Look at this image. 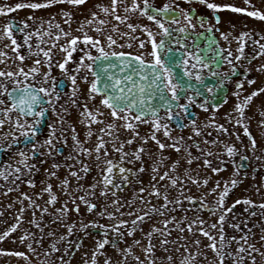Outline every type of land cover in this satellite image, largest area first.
Masks as SVG:
<instances>
[{
  "label": "snow or ice",
  "instance_id": "obj_1",
  "mask_svg": "<svg viewBox=\"0 0 264 264\" xmlns=\"http://www.w3.org/2000/svg\"><path fill=\"white\" fill-rule=\"evenodd\" d=\"M184 2H196L203 5L208 10V14L194 17L189 10L181 8L175 0H164L160 6H156L151 0H109L107 5L103 4L102 0L101 2L93 0L91 8L88 9L89 15L76 29L80 35H72V10L81 8L88 3V0H17L14 5L0 4V15L4 16L25 8L32 11L59 5H67L69 8V10L59 9L60 15L64 18L63 23L68 26V31L56 22L55 14L47 20L39 18V26L32 28L31 31L28 30L30 27L28 21L37 23V18L31 15L27 20H21L19 24L8 20L0 26V42L8 41L3 44V48H0V64L6 66L0 68V144H6L8 148L15 145L19 149L15 153L19 157L18 160L6 161L0 165V178L9 182L10 185H15L22 175L27 174L30 177L33 171L38 170L36 164L30 163V160L40 158L38 163L43 164L47 157L60 154L62 148L57 147V144L67 143L64 125L68 122L65 118L69 115L70 109L78 110L79 122L85 128V141L82 142L76 134L75 127H71L74 155H69L67 159L81 163L80 157L83 155L100 161L103 155L104 167L101 169V179L89 184L83 195L72 197L67 191L69 179L65 177L60 181L57 187L63 190L65 196L70 197L74 206L69 209L65 202L56 209L57 220L66 216L69 211L79 213L80 207L77 201L83 203L87 210L92 212L97 208V204L91 203L89 197L98 195L105 199L111 196L108 207L113 208V211H107V207H101L98 214L106 215L109 220L116 221L109 225H100L94 221H89L88 225L80 224L81 230L89 226L102 229L105 237L95 241L91 257L86 258L84 264H98V257L105 255L103 249L109 244L117 254H122V258L113 262L112 257L107 256L102 264H126L129 257H132L136 264H157V259L154 258L157 250L165 254L163 260L167 264H173V256L170 254L172 249L168 245L186 239L181 236L177 238V241H170L168 237L173 230L179 233L198 232L206 237L209 243L205 245V248L211 249L216 258L209 264H224L225 256L232 258V264H244L246 259L250 261V264H257L258 257L264 264V251L249 243L248 233L239 238H226L224 234L223 224L226 215L231 213L235 205L243 203L248 206L245 211L253 206L264 209V200L256 205L248 197L235 199L232 205L225 207V198L229 195L230 189L241 182L238 171H234L233 176L224 180L223 184L217 180L209 189L208 194L216 193L211 205L207 203L203 195L199 198V208L207 209L211 215L218 217L217 223L208 226L210 229H217L219 225L218 237L206 230L205 221L199 217L185 223L186 216L179 220L169 216L168 219L163 220V228L153 226L152 230L145 234L148 243L141 246L143 260L140 256H133V244L140 245V240H134L133 244H126L124 248L117 247L119 242L125 241V234L128 237L133 236L139 222L150 219L152 215H164L169 205L181 206L180 197L188 202L196 199L191 195L184 196L183 193L187 190L186 181L197 186L200 183L208 184L209 178L199 180L190 174L191 165L196 160H202L205 167L211 164L207 157L214 153L204 145H222V150L228 157L237 155L245 147L237 133L231 134L241 142L240 148H237L235 143H225L219 139H204L201 142L194 137L205 136V130L209 128L218 134L229 132L224 124L216 122L217 109L222 105L215 102L209 104L207 97L214 100L215 97L212 94L218 89H223L226 82L232 80L238 73L240 61L247 59L244 56L245 41L253 35L250 31H241L233 36L232 30L235 29V24L231 20L226 22L230 30L221 31L220 13L230 11L264 22V8L256 7L252 0H243L244 7L232 3H218L216 0H184ZM100 14L111 17L115 23H111L108 19H101ZM194 19L196 23H193ZM142 20H147L149 24L142 23ZM107 25H110V28L106 27ZM121 26L125 29L124 31H121ZM197 27L203 31L196 32ZM16 31L22 33V43L14 37ZM89 31L94 32L95 35H90ZM216 33H219V39L225 42V47L219 46ZM192 34L204 39L201 43L189 44L187 36ZM62 39L64 42L59 43ZM261 40H264V35L252 41L257 49L256 57L264 55V43ZM233 41L237 43L235 55L231 48ZM134 46L137 49L135 52L123 50L132 49ZM22 47L27 49L25 54L20 52ZM54 48H58L63 54L62 59H55ZM5 49H10L13 55L9 56ZM77 52H79L78 58L73 59V54ZM26 59L31 60L30 66H23ZM17 61L19 63H16ZM69 61L74 67H68ZM223 65H227L226 71L220 70ZM53 67L59 70V79L52 75ZM250 71H252L251 68L244 67L245 73ZM255 71L264 74V63L258 64ZM208 77L214 78L215 82L208 83ZM245 84L251 87L256 84V80L245 77L235 81L234 91L231 93L235 103L231 110L225 113L224 119L226 123L243 131L244 137L248 139V150L254 152L257 148V140L250 132L252 117L247 115L246 110L251 108L254 98L264 95V81L250 92L245 89ZM81 85H84L83 90ZM69 86L70 90L64 92V88ZM222 99L224 103H227V96ZM193 107L204 112H209L211 109L210 115L198 124L197 118L191 112ZM49 113L55 119L47 123L46 138L37 139L42 133L44 122L49 119ZM258 114L260 135L264 137V101L260 102ZM95 125H100L98 134L92 130ZM142 126L148 128L144 135H141L139 131ZM6 127L7 131H4ZM185 128L191 133L187 137L172 134L174 130L182 131ZM124 133H128V138L121 140L120 137ZM93 135H96L94 147H84ZM211 135V132H207V136ZM134 142H138L135 149L125 151V146H131ZM149 144L155 145V151L146 147ZM108 145L111 146L114 154H119L118 161L108 159ZM193 148L196 150V155H193L191 150ZM166 149L174 152L175 158L170 154L166 155ZM145 156L150 161L151 180L157 181L158 177V181H166L167 186L172 188L179 186V196L169 200L166 190L162 193L156 183H151L152 191L149 195L162 197L164 203L157 208L150 201L145 203L143 196L140 195L139 201L145 204V209L140 210L139 214L128 212V216H134V219L130 221L117 219V216L125 215L121 212V208L125 204L130 206L133 201L121 203L117 198V191L121 190V184H117L116 179L118 178L126 185L130 176L135 178L138 173H143L145 168L142 159ZM136 163H139L140 167L135 170L124 166ZM59 167V164L52 165L53 169ZM69 167L71 168V165ZM96 167L100 169V164L97 163ZM161 169H163L162 172ZM222 170V167H211L212 173ZM89 171V165L82 163L78 170L70 171L69 175L79 181L81 179L79 173ZM45 172L49 178L56 175L55 171L48 169H45ZM24 182L30 187L35 183L31 178H26ZM81 187L78 184L77 190ZM97 188H99L98 194ZM262 189H264V177L261 178L260 186L255 191L260 194ZM8 191H12V188L9 187ZM138 191L143 194L146 189L140 187ZM44 193L48 194L47 205L56 203L57 196L51 184H46L37 196L40 197ZM20 199L27 200L29 208H40V205L36 204L27 193H21ZM47 211V207L40 209L41 222ZM23 212L22 204L15 222L0 233V241H4L11 233L17 231ZM30 224L35 228L41 227V223L35 219V212ZM169 225L174 227L169 228ZM229 226L236 229L240 227L239 224ZM74 228V222L67 225V234L70 235ZM122 228H125L126 232L121 231ZM109 231L118 239L113 241L107 239ZM153 233H158L160 236L159 249L152 243ZM53 234L48 233V235ZM42 238V236L36 238L34 233L26 231L24 235L18 237V240L27 252L0 249V256L17 257L24 260L26 264H31L28 254L41 255L33 244L39 245ZM259 239L264 242V235H261ZM60 240H65V236H61ZM226 240L227 244L233 242L237 244L235 254L226 251ZM199 245L200 241L197 239L191 241L190 245L185 243L180 247H183L184 252L187 253L189 247L195 246L199 249ZM180 247L175 250L179 252ZM78 248L79 245H77ZM59 250L56 243H51L49 248L43 251L42 264H49L47 257ZM85 256L87 257L88 254L85 253ZM197 256L207 259L203 251H196L186 255L181 264H194ZM58 261L59 264H69L64 255L58 257Z\"/></svg>",
  "mask_w": 264,
  "mask_h": 264
},
{
  "label": "rangeland",
  "instance_id": "obj_2",
  "mask_svg": "<svg viewBox=\"0 0 264 264\" xmlns=\"http://www.w3.org/2000/svg\"><path fill=\"white\" fill-rule=\"evenodd\" d=\"M17 0H0V4H9L14 5ZM96 2H101V0H96ZM93 3V0H88V3H86L84 6H82L79 9H74L73 11V18H78L79 20H74L71 22V29H72V35H80L79 32L76 31V29L79 27L80 22L85 19L89 13L88 9L91 8V5ZM102 3L107 5L109 3V0H102ZM60 8H65L66 10H69L67 5H59L52 8L47 9H40L32 11L30 9H20L13 11L11 13H8L7 16L0 15V26H2L4 23H6L10 18L12 19H18V20H27L28 16L31 15L35 18H37V23H33L32 21H28L30 27L29 31L32 30V28L38 27V20L39 18L44 19V15L46 11L49 9L50 16L55 14L56 22L61 24V27L64 28L65 31H68V26L63 23V17L59 13ZM95 10V9H92ZM83 13V15H81ZM49 16V17H50ZM77 16V17H76ZM101 19H108L111 21V23H115V21L111 20V17H104L103 14H100ZM106 27L110 28V25H107ZM87 30V29H86ZM125 29L123 26H121V31H124ZM90 35H95L94 32L89 31ZM23 35H21L22 37ZM17 39V38H16ZM18 42L22 43L23 37L20 39H17ZM63 39L59 41V43H63ZM8 43L7 40H4L0 42V48H3V44ZM33 43H35V40H33ZM130 51H137L135 46L132 49H127ZM6 52H8V55H13L10 49H5ZM27 51L26 48L22 47L20 49L21 54H25ZM53 54L56 60L62 59L63 54L59 51L58 48L53 49ZM35 59V57H33ZM16 63H19L18 61ZM31 60L26 59L24 61L23 66H30ZM6 67L3 64H0V68ZM52 75L56 76L57 79L60 78V72L57 68L53 67L52 69ZM79 83V81H78ZM84 85H81V89L83 90ZM70 90V86L66 89L65 92H68ZM82 98V97H81ZM98 99V98H97ZM91 107V104L89 105ZM66 120L68 119L70 121V124H72V127H75L76 134L78 138L83 142L85 141V128L84 125L79 122V112L76 108L70 109L69 115L66 116ZM67 124L68 131L64 132V136L67 137L66 144H63L66 148V152L62 156H57L56 159L47 161L45 164L36 165L37 171H33L30 174V177L35 183L34 186H29L27 183H19L15 186L14 190L9 192L2 191L0 193V233H2L7 227H9L12 223L15 222V217L17 216L19 209L21 208L22 204L24 207L23 212V218L21 221V224L17 231L14 233H11L9 237L5 238L4 241H0V249H6V250H20L27 252V249L24 247V245L19 243L18 237L21 235H24L26 231H30L35 234L36 238L43 237L41 239V242L39 245L33 244V247L36 248L37 252H39L41 255L37 256L34 254L29 253V259L31 261V264H42L43 257V251L47 248H49V245L51 243H56L57 248L60 250L56 253L51 254L49 257H47V260L49 261V264H59L58 257L61 255H64L65 259L69 262V264H84V260L90 259L91 252L95 247V241L99 239H103V235L93 232L92 229L96 227H87L83 230L80 229V224L83 223L85 225L89 224V221L97 222L100 225H109L116 223L115 220H109L107 216H101L98 213L100 212L101 207H107V211H113L112 207H108L110 200L112 199L111 196H109L107 199L103 197H99L98 195L96 197H89V200L91 203L97 204V208L93 210L92 212H89L85 205L79 201L77 203L79 204L80 211L79 213L69 211L66 216L62 217L61 219L57 220V212L56 209L60 208L65 202H67V206L69 209L73 208V204L71 203V199L69 196H65L63 194V190L61 188H58L57 185L60 183L61 180H63L65 177L69 179V186L67 191L71 194L72 197L83 195L84 190L87 189L89 184H92L94 182H98L101 179V169L104 167L103 160L104 157L101 155V160L96 161L93 157H84L81 155V163H76L73 160L67 159L69 155H74L73 148H72V140H71V125ZM100 125L93 126V132L98 134V128ZM4 131H7V127L4 129ZM213 139H219L216 138L215 134L212 133ZM128 137V133H124L121 135L120 139L124 140ZM199 138V137H196ZM107 139V137H105ZM211 140V139H209ZM220 140V139H219ZM222 141V140H221ZM96 142V135H93L91 138L88 139L87 143L84 144V147L92 148L94 147ZM225 143H230L229 140L224 141ZM59 144V143H58ZM57 144V145H58ZM5 145V144H0ZM221 145H209L208 149L216 153L217 150H219V147ZM110 145H108V150H110ZM193 152V155H196V150L193 148L191 149ZM18 150H14L13 148L10 150L9 154L11 157H13L11 162L18 160L19 157L15 155V153ZM94 156V154H93ZM213 156V155H212ZM212 158L211 156H209ZM108 159H112L110 155L108 156ZM113 160V159H112ZM59 164L60 167L53 169V164ZM82 163H87L91 169L90 172L87 173H79L81 179L77 181L75 178L71 177L69 175V172L72 170H78ZM97 163L100 164V169L96 167ZM71 165V168L69 167ZM199 165V167H197ZM15 166V165H14ZM125 167H131L136 168V164L129 165L125 164ZM144 176L139 177V179L142 181L141 186L134 185L131 188L126 189L125 191L117 194V198L121 201V203L125 201H133L131 205L125 204L124 207L121 208V212L125 213L123 216H117V219H125V220H131L134 219V216H128V212H136L139 214V211L142 209H145V204H141L139 201V196L142 195L145 203L151 202L152 205H155L157 208L161 204L164 203L162 197H155L150 196L149 193L152 191L151 183H156L157 188H160L161 192L163 193L165 190L168 193L169 200H174L179 196L180 189L179 186L176 188H172L170 186H167L166 181H152L151 176L152 173L150 171V161L146 159L145 166H144ZM45 169H48L49 171H55L56 175L54 177L49 178L47 173L45 172ZM163 169H161V172ZM182 174V169L180 170ZM191 175H193L194 178H198L199 180H203L204 178H209L208 184L200 183L199 186L193 185L190 182L186 181L185 185L187 190L183 193L184 196L191 195L195 198H200L202 195L204 197L208 196L211 199H214L216 196V193H209V189L212 188L217 180L221 181V184H223L224 180H228L233 176V173H225L224 176H218L216 173H212L211 170L207 169L203 163L202 160H196L191 165ZM198 174V177H197ZM24 176V175H22ZM28 176V175H27ZM137 178V177H135ZM256 180H249L247 183H245L241 188H239L233 198H242V197H248L252 199L254 202L258 203L264 200V189L261 190L260 194H257L255 189L260 186V178L255 177ZM249 182L251 183L250 185ZM51 184L53 188L54 194L57 196V203L52 205H47L46 201L48 199V194L44 193L42 196L38 197L37 194L41 192V189L46 185ZM81 185V189L77 190V185ZM163 185V187H162ZM144 187L146 191L143 194L139 193V188ZM97 194L99 192V188H97ZM6 193V194H5ZM21 193H27L33 201L40 205L39 209L36 208H29L28 207V201L23 200L21 201L20 196ZM134 194H136L134 196ZM207 194V195H205ZM181 198V206L176 207L175 205H169V207L165 210L164 215H152L150 219H145L142 222H139L137 225V230L133 233L132 237H128L125 234V241L119 242L117 247L124 248L126 244H133L134 240H140V245L133 244V256H140V258L143 260L144 256L141 251V246L146 245L148 243L147 239L145 238V234L152 230V227L155 226L157 228H163V220L168 219L169 216H174L177 220H179L181 217H187L188 221L194 219L195 217H199L201 220L205 221V228L206 230L210 231V234L214 236H219L218 228L217 229H210L208 228L209 225L217 223V216L211 215L208 213H198L193 208H191L188 201L183 200V197ZM10 205V207H9ZM47 207L48 211L43 215V220L41 222V212L40 209H43ZM188 209V211H185ZM248 207L241 203L239 205V209L235 214H231L226 216L225 219V237H236L239 238L243 236L245 233H248V241L249 243L254 244L256 247L260 248L262 251H264V242L260 241V236L264 235V209H260L259 207H255V214L253 215L252 209L253 207H249L248 211H245V208ZM173 208L175 210L173 211ZM33 212H35V219L37 222L41 223L40 228H35L30 224V221L33 219ZM75 223V228L73 229L72 233L69 235L67 234V225ZM226 222L228 223V226H226ZM240 225L239 229H236L234 227H230L229 225L231 223H236ZM183 226V225H182ZM173 225H169V228H173ZM42 229V231H41ZM100 229V228H97ZM121 231H125V228H122ZM49 232L54 233L53 235H48ZM195 232V230H194ZM87 233V235L85 234ZM61 236H65V240H60ZM185 237L184 240H179L177 243H172L168 245L172 249L171 255L173 256V264H181V261L184 259L186 255H190L192 252L196 251H203L204 254L207 256V259H204L202 256H197L196 260L194 261V264H209L210 261L215 260V256L213 255L211 249H206L205 245L209 243L206 237H203L198 232L189 233L185 231L184 233H179L175 230L171 231V235L168 237L170 241H177L178 237ZM107 238L114 239L117 238L111 231L107 235ZM83 239L81 245L77 249L75 253H72L74 248L77 246L78 240ZM160 236L158 233H153L152 236V243L156 245L157 249H159V241ZM199 240L200 245L199 249H196L195 246L189 247V250L187 253L184 252V248L180 247L182 244H191V241L193 240ZM27 243V241H26ZM67 247V252H65V248ZM177 247H180V251L177 252L175 249ZM237 247V244L235 242L228 244L226 247V250H232V252L235 254V249ZM104 256L98 257V264H102L103 259L107 256H111L113 262L119 260L122 258V254H117L115 249L112 247L111 244L106 245L103 249ZM85 253L88 254V256H85ZM164 253L162 251L157 250L155 253V259H157V264H167L166 261L163 260ZM0 264H26V262L20 258L17 257H9V256H0ZM126 264H136L135 260L132 259V257H129L126 261ZM224 264H232V258H228L225 256ZM244 264H250L249 260H245ZM257 264H262L260 258H257Z\"/></svg>",
  "mask_w": 264,
  "mask_h": 264
},
{
  "label": "flooded vegetation",
  "instance_id": "obj_3",
  "mask_svg": "<svg viewBox=\"0 0 264 264\" xmlns=\"http://www.w3.org/2000/svg\"><path fill=\"white\" fill-rule=\"evenodd\" d=\"M151 2L154 3L156 6H160L162 3H164V0H151ZM175 2L180 4L181 8L189 10L190 13L194 17L201 15V14H204V15L208 14V10L203 5H200L196 2L185 3L184 0H175ZM216 2H218V3H232V4H235L236 6H239V7L245 6L243 3V0H216ZM252 3H254L256 5V7H258V8H264V0H252ZM47 11L49 12V9ZM47 11L44 15L45 20H47L50 16L49 15L50 12L47 13ZM220 16L222 18V23L220 25L221 31H229L230 30L228 28L226 22L231 20L235 24V29L232 30L233 36L238 35L241 31H250L251 33H253L251 38L247 39L245 41L244 56L247 59H242L240 61L238 73L232 78V80L226 82V85L223 89H218L216 93L212 94L215 97L214 100L211 97H207L209 104H212L215 102V103H220L222 105L221 107H219L217 109L216 122L219 124H224L225 127L228 128L229 132L218 134L215 130L209 128V129L205 130V136L199 137V138L194 137V139L200 140L201 142L204 139H213V136H207V132H211V133L215 134L216 138H219L222 141L229 140L230 143H235L237 148L241 147V142L237 141L235 135H232L231 133H237L241 137V140H242L245 147L242 148V150L237 155H235L233 157H228L226 152H224L222 150V145H221L219 147V150H217L216 153L213 156H211L212 158H210L209 156L207 157V159L211 162L210 166L206 167L207 169L211 170V167H222L223 168V170L221 172L216 173L218 176H224L225 173H234V171H238V173H239L238 178L241 182L238 183L233 189H230L229 195L225 198V207H227V206H230L233 204L234 200L236 199V198L235 199L233 198L235 192L239 188H241L245 183H247L251 179L256 180L255 177H259L260 183H261V178L264 177V151H261L262 149H264V137H262L260 135V129H259L258 123H257L259 118H260L259 114H258V109L260 106V102L264 101V95L257 97V98H254V101L252 102L251 108L246 110L247 115L252 117V120L250 122V132L253 134V137L257 140V148L254 152L248 150V148H247L248 139L246 137H244L243 131L241 129H239L238 127H233V125L230 123H226V121L224 119L225 113L230 111L233 104L235 103V99L231 95V93L234 91L235 81L243 79L245 77L248 79L254 78L256 80V84L252 85L251 87H249L247 84H245V89L248 92H250L253 88L257 87L258 85H260L262 83V81H264V74H261V73H258L255 71V68L258 64L264 63V55H262L260 57H256L255 51L257 49L252 43L253 40L260 39V36L264 35V22H261L259 20L254 19V18H249L243 14L232 13L230 11H223L220 13ZM78 18H73L72 21L79 20ZM9 20L14 21L16 24H19V22L21 21V20L12 19V18H10ZM141 22L144 24H149V22L147 20H142ZM193 23H196L195 19L193 20ZM152 27L154 28V26H152ZM173 27H175V26H173ZM195 31L200 32V31H203V29H200L199 27H197V29ZM21 35H22V33L18 32V31L14 32V37L17 39L22 38L23 36L21 37ZM215 36L219 42V46L225 47L226 46L225 42L223 40L219 39V33H216ZM157 39H158V37H157ZM203 39H204L203 37H196L194 34L187 36V42L189 44H192L193 42L201 43V41ZM261 42L264 43V40H261ZM236 47H237V43L235 41H233L231 44V48L233 50L234 55H235ZM123 50L128 51L126 49H123ZM207 55L210 56L211 53H207ZM78 56H79V52L74 53L73 59H77ZM68 67L69 68L74 67V65L71 61H69ZM244 67H249L252 69V71L245 73ZM220 70L226 71L227 65H223ZM214 82H215L214 78L208 77V83L211 84ZM67 88L68 87L64 88V92L66 91ZM224 96H227V103L223 102L222 98ZM61 102H63V100ZM191 112L193 113L195 118H197V123L199 124V123L205 121V119L210 115L211 109H209V112H204L199 108L193 107V108H191ZM48 116H49V119L44 122V125L42 127V133L40 136L37 137V139L42 140V139L46 138V136H47V123H49L55 119V117H53L51 113H49ZM67 122H68L67 124L69 125L70 121L68 119H67ZM67 124L64 125V128L66 129V131H68ZM70 125L72 127V124H70ZM139 131H140L141 135H144L148 131V128H147V126H142ZM172 134L173 135H183V136L187 137L191 133H190L189 129L185 128L182 131L181 130H174ZM65 138H67V137H65ZM126 138H128V137H126ZM137 143L138 142H134L133 145H131V146L126 145L125 151L134 150L135 147L137 146ZM21 147H23V145H21ZM57 147H61L62 152L58 155H55L52 157H47L46 159H44L43 164H45L47 161L56 159L57 156H62L65 154L66 148L63 144H58ZM146 147L151 148L152 151H155V145L154 144H149ZM204 147L208 148L209 145H204ZM12 148L14 150H19L15 145H13L11 148H8L6 146V144L0 146V165H2L6 161L11 162V160H13L12 159L13 157L8 155ZM110 150H111L109 152L110 157L113 159L114 162L118 161L119 160V154L118 153L114 154L112 152L111 148H110ZM165 154L166 155L170 154L173 158H175V153L172 152L170 149H166ZM245 157H247V158L245 159ZM38 159H40V158H33L29 162L35 163L36 165H40V163H38ZM146 159L149 161V159L146 156L142 159V163L144 164V166H145ZM80 160H81V158H80ZM139 167H140V164L136 163V168H133V169L135 170ZM90 171H91V169H90ZM141 176H144V172L138 173L137 178H133L130 176L129 182L126 185L123 184L117 178L116 183L121 184V190L117 191V194L125 191L128 188L133 187L134 185L141 186L142 181L139 179V177H141ZM28 177L29 176H27V174H25L24 176H21L20 180H18L15 185H10L9 182L4 181L2 178H0V193L2 191L4 192V190L6 193L9 192L8 191L9 187H11L12 190H14V188L18 184V182L23 183L25 181V179ZM250 184L251 183L249 182L248 185H250ZM205 200L207 201V203L209 205H211L214 199H211L208 196H206ZM56 203H57V201H56ZM259 203L260 202H258V203L255 202L256 205H258ZM55 204H53L52 206H54ZM189 204H190L191 208H193L198 213L210 214L207 209H200L199 208V198H196L192 202H189ZM239 205L240 204L235 205V207L232 209L231 213H229L228 215L235 214L239 209ZM185 209H186V207H185ZM254 209H255V206H253L252 213H255ZM228 215H226V216H228ZM231 224H238V222L231 223ZM226 226H228L227 222H226ZM223 230H224V234H225L226 233L225 223L223 224ZM92 231L103 235L102 229L93 228ZM109 233H110V231L108 232V234ZM103 237H104V235H103ZM117 239L118 238L110 239V241L117 240ZM82 241H83V239H79L77 245L80 246ZM226 244H227V240H226ZM76 251H77V246L74 248L72 253H75ZM226 251L233 253L232 250H226ZM227 257L230 258L229 256H227Z\"/></svg>",
  "mask_w": 264,
  "mask_h": 264
}]
</instances>
